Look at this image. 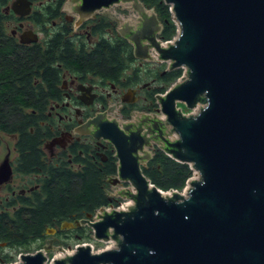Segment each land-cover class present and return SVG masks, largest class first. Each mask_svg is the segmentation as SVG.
Masks as SVG:
<instances>
[{
	"label": "water",
	"instance_id": "water-1",
	"mask_svg": "<svg viewBox=\"0 0 264 264\" xmlns=\"http://www.w3.org/2000/svg\"><path fill=\"white\" fill-rule=\"evenodd\" d=\"M164 2L177 24L165 43L154 4L62 0L73 19L68 32L104 10L118 20L136 58L168 60L164 68L184 71L156 93L158 112L136 108L120 117L118 103L109 101L73 131L112 141L119 165L109 191L126 201L63 224H88L95 239L108 243L70 248L51 238L4 264H264V0ZM30 3L12 0L11 8L26 14ZM36 39L32 29L20 35L22 42ZM177 101L193 110L184 112ZM154 143L195 170L182 190L161 189L143 173L153 154L144 145ZM9 172L1 164L0 180ZM48 250L54 251L50 262Z\"/></svg>",
	"mask_w": 264,
	"mask_h": 264
},
{
	"label": "flooded vegetation",
	"instance_id": "flooded-vegetation-1",
	"mask_svg": "<svg viewBox=\"0 0 264 264\" xmlns=\"http://www.w3.org/2000/svg\"><path fill=\"white\" fill-rule=\"evenodd\" d=\"M11 2L12 0L3 7V11L8 16L5 26L10 38L21 48L40 46L46 40L52 39L54 37L52 34L60 31L62 26L68 27L69 30L72 27L73 19L66 13V4L61 3L55 16L48 22H42L43 12L41 11L47 8L54 10L55 0H31L30 11L26 14L15 12L11 8ZM116 7L120 10L128 9L123 4H117ZM36 11L41 12L39 20L34 19L37 17L35 14L31 18ZM75 13L73 11L72 15ZM8 26H10L9 29ZM28 29L36 33L37 39L22 42L20 35ZM121 37L131 44V48L133 47L132 42L122 35L119 22L115 17L104 10H95L85 16L64 39L72 42L77 49L82 48L88 52L102 39L116 43ZM153 59L157 60L135 57L134 62L131 60L123 71L120 70L114 76H105L96 70L82 71L71 67H61V63L55 61V66L60 69L56 83L57 91L40 103L44 106V111L38 120L39 132H41L39 133V161L41 160L48 169L80 170L86 166H94L95 169L100 170L114 168V172L106 174L103 184L107 183L106 192L110 204H114V201H117L116 205L122 203L124 197H117L109 191L111 184L108 178L111 175H118L119 165V158L116 156V148L112 141L102 136L96 137L91 133H74L73 131L92 117L95 111L104 109L109 101L118 103L120 117H128L136 108L158 112L159 106L156 103L158 105L159 103L156 100V93L165 92L155 90L162 86L158 74L170 68L168 66L159 68V65L155 64L153 67H142L146 60L149 62ZM33 78L34 83L38 81L37 77ZM32 129L33 126L30 127V130ZM18 139V132L10 134L0 132V166L3 163L10 166L9 174L0 180V213L10 217H15L18 209L29 207L28 204L38 203L42 191V180L46 176L41 166H36L34 169L28 168L25 164V153L16 144ZM144 147L151 151L156 147L160 148L156 143L153 146L145 144ZM121 184L129 185L130 181L124 180ZM86 214L73 219L86 217ZM70 220L72 219H60L52 226H45L42 236L31 241L30 248L33 244L36 245L31 252L41 249L51 238L54 244H68L76 234H73L75 227L88 226L85 223L73 227L63 224L64 221ZM49 227H53L54 230L47 232ZM8 248L18 249L8 245L6 240H0V264L18 260L11 259L4 262L6 258L13 257ZM52 251H46L48 259ZM53 258L54 256L52 260Z\"/></svg>",
	"mask_w": 264,
	"mask_h": 264
},
{
	"label": "trees",
	"instance_id": "trees-1",
	"mask_svg": "<svg viewBox=\"0 0 264 264\" xmlns=\"http://www.w3.org/2000/svg\"><path fill=\"white\" fill-rule=\"evenodd\" d=\"M9 1L0 0V132H18L16 144L25 153V164L29 169L41 166L46 176H43L38 203L18 209L15 217L0 213V240H6L8 245L18 249H29L31 241L42 236L45 226H52L60 219L85 216L86 212L94 213L102 204H110L106 192L107 183H103L106 174L115 170L112 167L100 170L94 166L80 170L48 169L39 161L41 132L38 120L44 111L40 103L57 91L60 69L55 66V61L60 62L61 67L96 70L105 76H114L120 70L123 71L131 60L134 62L135 57L133 47L124 37L116 43L102 39L88 52L82 48L77 49L72 42L64 39L69 30L65 26L42 45L21 48L10 38L5 26L8 16L3 7ZM142 1L147 6H156L158 16L164 23L159 37L162 40L171 39L177 32V24L169 9L170 5L164 0ZM61 3L62 0H55L54 10L47 8L41 11V21L48 22L53 18ZM41 12H34L31 18L35 14L37 17L34 19L39 20ZM181 74L182 67L159 73L162 86L155 90L165 91ZM34 76L38 79L35 83ZM147 164L142 167L143 173L164 190H181L193 174L188 162L171 157L159 147L153 150ZM91 233L89 226L75 227L73 238H90ZM11 259L6 258L4 262Z\"/></svg>",
	"mask_w": 264,
	"mask_h": 264
},
{
	"label": "rangeland",
	"instance_id": "rangeland-1",
	"mask_svg": "<svg viewBox=\"0 0 264 264\" xmlns=\"http://www.w3.org/2000/svg\"><path fill=\"white\" fill-rule=\"evenodd\" d=\"M10 28V26H8V29ZM174 37V36H173ZM153 64H155L156 66L157 65H159L158 67L159 68H164V66H166L167 64H168V60H163V61H157V60H149V62L146 60L145 62H144V64L142 65V67H144V66H148V67H153L154 65ZM184 71V68L182 67V72ZM178 79V78H177ZM155 103H156V101H154ZM156 105L157 106H159L157 103H156ZM155 105V106H156ZM154 106V105H153ZM156 106V107H157ZM176 106L178 107H181L182 108V110L184 111V112H191V110H193V109H189L188 107H186L185 106V103L184 102H182V101H177V104H176ZM195 174V170L193 169V174L190 176V177H192L193 175ZM186 183H187V181H186ZM185 183V184H186ZM111 187H109V189H110ZM182 190V189H181ZM126 201V198H124V199H122V204L124 203ZM113 205H116V204H113ZM120 205V204H119ZM91 228V227H90ZM92 230V229H91ZM87 240H92V241H95V242H97V247L98 248H100L102 245H105V244H107L108 243V241L106 240V241H103V240H98V239H95L94 237H93V232L91 233V236H90V238H84V239H80V238H73L70 242H68V244H64V245H67V246H71V245H73L74 243H76V242H82V241H87ZM36 245L35 244H33L32 245V247L31 248H29V249H17V248H15V249H12V248H8L7 250L10 252V253H12V255H13V257H12V259H18L19 258V253L20 252H31V251H33V248L35 247ZM54 256V251H52L51 253H50V256H49V259H48V262H50L51 260H52V257ZM2 264H3V262H2Z\"/></svg>",
	"mask_w": 264,
	"mask_h": 264
},
{
	"label": "built area",
	"instance_id": "built-area-1",
	"mask_svg": "<svg viewBox=\"0 0 264 264\" xmlns=\"http://www.w3.org/2000/svg\"><path fill=\"white\" fill-rule=\"evenodd\" d=\"M169 9H170V6H169ZM170 10H171V9H170ZM168 40H171V39L162 40V41L165 43V42L168 41ZM188 179H189V178H188ZM188 179H187L186 181H188ZM108 205H112V206H114L113 204H108ZM115 206H123V204L120 203V205H115ZM78 243H79V242L74 243L70 248H74Z\"/></svg>",
	"mask_w": 264,
	"mask_h": 264
}]
</instances>
